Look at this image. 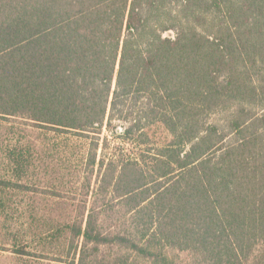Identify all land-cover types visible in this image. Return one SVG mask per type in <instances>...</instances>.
Returning a JSON list of instances; mask_svg holds the SVG:
<instances>
[{
    "label": "trees",
    "instance_id": "1",
    "mask_svg": "<svg viewBox=\"0 0 264 264\" xmlns=\"http://www.w3.org/2000/svg\"><path fill=\"white\" fill-rule=\"evenodd\" d=\"M0 257L264 264V0H0Z\"/></svg>",
    "mask_w": 264,
    "mask_h": 264
},
{
    "label": "rangeland",
    "instance_id": "2",
    "mask_svg": "<svg viewBox=\"0 0 264 264\" xmlns=\"http://www.w3.org/2000/svg\"><path fill=\"white\" fill-rule=\"evenodd\" d=\"M110 136L109 131L105 129L103 131V137L104 136ZM80 137L77 136H71L69 140L65 138V136L60 137H53L52 139H47L45 142V147L47 149L54 150L55 156L58 157V155L65 149V144H68L70 142V146H74L77 144L76 142H80L84 145V142H88L87 139L81 138L83 140L79 139ZM85 140V141H84ZM73 143V144H71ZM81 144H77V147L82 146ZM83 147V146H82ZM113 147V146H112ZM112 147L108 150L111 152ZM102 152V148H100L99 153ZM47 156V154H45ZM72 172L67 171V174L63 173H42L39 178H35L36 180H39V195L37 197L40 204H59V208H57V212L60 213V210L65 213L64 208H67V210H71L73 208L78 207L79 204L82 203V199L85 197L84 193L89 189L88 184L91 180V188L95 187L97 183L96 176H93V179H85L84 175L83 177L75 176L76 174H70ZM54 192H58L57 194H62L66 196L69 200L63 199V198H57L54 195ZM28 197H26L27 199ZM66 214V213H65ZM5 256V255H4ZM4 260V263H3ZM5 261L7 263V259L0 257V264H5ZM11 264H15V260H12Z\"/></svg>",
    "mask_w": 264,
    "mask_h": 264
}]
</instances>
